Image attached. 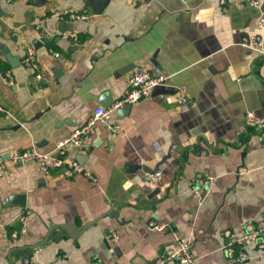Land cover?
Here are the masks:
<instances>
[{"label": "crops", "instance_id": "obj_1", "mask_svg": "<svg viewBox=\"0 0 264 264\" xmlns=\"http://www.w3.org/2000/svg\"><path fill=\"white\" fill-rule=\"evenodd\" d=\"M250 1L264 16V0H0V71L13 78L0 79V105L13 115L0 118V158L53 150L95 108L121 100L138 67L178 90L141 100L122 119L114 112L121 131L98 126L85 149H68L69 160L83 156L94 182L6 160L0 264H155L180 239L191 243L194 264L259 256L254 242L227 247L264 226V131L242 134L248 109L264 117V57L241 46L257 20ZM87 8L95 14L88 22L56 16ZM30 45L40 81L22 64ZM181 95L196 104L188 113ZM154 170L163 173L155 186L145 178ZM15 195L26 207H3ZM25 212L27 231L14 241ZM246 264H264V256Z\"/></svg>", "mask_w": 264, "mask_h": 264}, {"label": "built area", "instance_id": "obj_2", "mask_svg": "<svg viewBox=\"0 0 264 264\" xmlns=\"http://www.w3.org/2000/svg\"><path fill=\"white\" fill-rule=\"evenodd\" d=\"M223 3V1H222ZM250 5L255 8L258 7L256 1H250ZM59 20L68 18L71 21L76 22H88L95 17V14L90 9H84L81 12L70 10L67 13L56 14ZM264 31V16L260 15L257 18L255 26L251 29V33L241 43V46L252 50L256 56L264 57V45L262 39V32ZM64 38L71 40L75 43H79V38L72 33H64ZM40 37L43 40H49V32L42 26H40ZM50 53L57 58H61L60 54L49 49ZM22 64L35 71L36 80L40 81L44 79L41 72V67L36 59V49L33 45L27 46L26 56L22 61ZM0 79L5 84H11L13 78L8 73L0 71ZM168 86L167 78L164 76H151L149 72L143 68L138 67L134 70L127 82V92L123 98L115 102L111 107H97L94 109L91 117L81 127L76 128L73 132L61 139L55 146V148L49 152H43L37 147L33 146L20 153H13L10 156L11 161L14 164H35L39 171L44 176H50L53 172L60 171L65 178H72L76 175H83L91 181H95V177L92 173L88 172L85 167L80 164L76 159L69 160L67 158V152L69 148H73L77 151L85 149V141L88 137L94 134L98 126L105 127L106 131L110 134H116L121 131V124L113 121L114 112L120 110L125 105H135L143 99L150 98L152 92L156 87ZM178 107L181 112L188 113L194 107L195 103L185 95H181L178 98ZM0 118L13 119V115L3 106L0 105ZM263 132L264 131V117L257 115L254 111L248 110L245 113V128L242 134L247 132ZM5 160L0 158V168L5 164ZM146 181L151 185H157L163 178V173L160 170L146 171ZM207 182L212 184L214 177H207ZM201 181H197L199 183ZM194 192H196L194 190ZM30 212H25L19 217L20 229L14 234L12 238L17 241L21 234H25L27 231V221ZM168 226L152 224L153 229L164 230ZM114 240L117 239L116 234L110 236ZM249 242H254L258 251L260 252L258 257L251 258L246 253L241 252L238 256V262H245L248 260H255L261 256H264V226L256 229H250L239 237L232 238L227 247H242ZM195 258L191 252V243L186 239H180L177 247L169 248L163 255L159 256L155 264H194ZM98 264H104L100 261Z\"/></svg>", "mask_w": 264, "mask_h": 264}, {"label": "water", "instance_id": "obj_3", "mask_svg": "<svg viewBox=\"0 0 264 264\" xmlns=\"http://www.w3.org/2000/svg\"><path fill=\"white\" fill-rule=\"evenodd\" d=\"M255 11H256V16L255 18H259L261 13H260V10L259 9H256L255 8ZM96 12L98 13H102L100 9H96ZM247 37V35H246ZM13 62V64L16 65H20V61H15V60H11ZM128 69V68H127ZM127 69H123L121 71H119L120 74H122L125 70ZM178 92V90L176 88H173L171 86H159V87H156L153 92H152V96L153 97H156V96H160V95H174ZM103 105V103H101ZM131 105H125L123 108H121L117 113H118V118L119 119H122L124 118L126 115H128L130 113V110H131ZM249 110V109H248ZM83 156H78L76 160H78L80 162V164L83 165ZM3 160H9L10 159V154H7L6 157H2ZM20 165H22V163L20 162L19 163ZM25 199L26 197L24 195H15V196H11L9 198H7L4 202H3V207H10L12 205H17V206H20V207H26V202H25ZM113 210V208H112ZM40 246H37V248H39ZM232 264H246V261L245 262H234Z\"/></svg>", "mask_w": 264, "mask_h": 264}, {"label": "trees", "instance_id": "obj_4", "mask_svg": "<svg viewBox=\"0 0 264 264\" xmlns=\"http://www.w3.org/2000/svg\"><path fill=\"white\" fill-rule=\"evenodd\" d=\"M49 48L53 49L54 51H55V49H57V47H55V44L53 42L49 45Z\"/></svg>", "mask_w": 264, "mask_h": 264}]
</instances>
